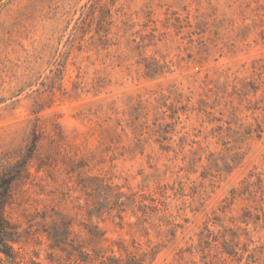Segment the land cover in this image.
<instances>
[{
  "label": "rangeland",
  "instance_id": "374dc122",
  "mask_svg": "<svg viewBox=\"0 0 264 264\" xmlns=\"http://www.w3.org/2000/svg\"><path fill=\"white\" fill-rule=\"evenodd\" d=\"M34 141L19 264H264V0H0V175Z\"/></svg>",
  "mask_w": 264,
  "mask_h": 264
},
{
  "label": "trees",
  "instance_id": "16d2710c",
  "mask_svg": "<svg viewBox=\"0 0 264 264\" xmlns=\"http://www.w3.org/2000/svg\"><path fill=\"white\" fill-rule=\"evenodd\" d=\"M28 147L30 155L28 154V156H26V161L16 162L9 170L0 175V253L4 255L7 264H19L18 254L13 248V244L19 242L20 235L16 228L5 217V208L11 197L13 185L19 180L21 173L27 171V163L37 150V141L32 142ZM90 236L96 243H103L106 241L105 234L99 230L97 225H92ZM67 237L65 239L66 241L63 239L64 241L59 242L60 244L58 245L60 247L69 244L67 243ZM113 244L118 247L119 256H117L113 247L109 248L110 255L104 256L105 251L101 248L95 251L96 258L100 261V264H151L153 261V259L149 260L150 253L141 252L140 244L135 241L131 247L123 241H116L113 242ZM78 252L79 257L75 259L76 262L78 264H87L88 254L82 251ZM226 253L229 255L232 254L227 250ZM70 256L74 255L70 254Z\"/></svg>",
  "mask_w": 264,
  "mask_h": 264
}]
</instances>
